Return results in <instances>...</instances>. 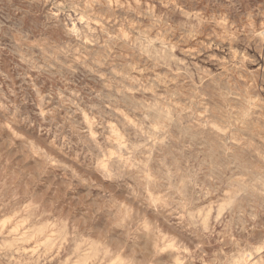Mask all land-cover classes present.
<instances>
[{"label": "clouds", "instance_id": "1", "mask_svg": "<svg viewBox=\"0 0 264 264\" xmlns=\"http://www.w3.org/2000/svg\"><path fill=\"white\" fill-rule=\"evenodd\" d=\"M0 264H264V0H0Z\"/></svg>", "mask_w": 264, "mask_h": 264}]
</instances>
